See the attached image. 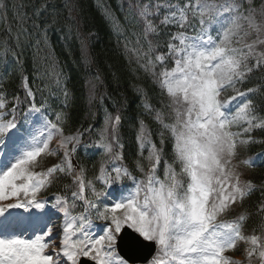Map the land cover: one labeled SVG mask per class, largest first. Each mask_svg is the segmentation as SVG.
Here are the masks:
<instances>
[{"label":"snow or ice","instance_id":"1","mask_svg":"<svg viewBox=\"0 0 264 264\" xmlns=\"http://www.w3.org/2000/svg\"><path fill=\"white\" fill-rule=\"evenodd\" d=\"M245 2L249 5L247 8H243ZM125 3L128 10L125 20L131 17L143 24L142 36L148 44L147 50L142 46L128 49L127 44L125 48L138 60L146 61L141 67L158 78L170 100L171 122H165L159 110L154 119L170 134L173 161H165L163 178L157 175L163 158L164 133H160V147H157L150 130L141 121L137 140L141 154L147 146L148 155L144 159L149 167L145 171L137 161L136 168L143 178L137 180L127 167L117 166L109 171L102 164L99 179L106 186L128 179L134 187L127 191L119 189L115 202L101 210L98 202L108 193L97 191L91 181L86 182L81 169L73 177L77 191L71 196L73 201H84V211L73 215L70 208L75 204L70 206L66 196L57 195L51 205L64 215L57 248L51 239L54 227L49 222L53 213L32 210L46 208V202L38 194L51 184L54 173L72 174L70 153L76 151L80 137L62 136L58 142L65 149L63 165L34 171L39 157L54 154L49 145L54 134L63 131L59 127L61 116L58 114L57 122L53 123L44 117V106L32 103L21 114L23 121L28 122L33 113L39 114L44 119L42 130H22L17 112L20 101L17 99V105L6 112L8 102L0 93V217L4 218L0 222L3 224L0 264H81L82 258L94 264H129L133 257L125 259L118 246L135 253L149 245L157 247V255L148 264H243L226 255L236 250L240 242L249 245L245 249L248 264H252L254 257L259 264H264V235L243 234L247 217L241 214L232 220L221 219L255 188L251 181H241L239 163L249 168L264 166V152L233 163L238 147L252 143V131L264 127V119L255 114L254 102L248 99L256 89L240 91L235 87L245 81L254 67L264 65V52L256 50L258 45H264V0L258 8L253 6L254 0H185L183 5L170 0H125ZM41 9L36 10L37 17ZM105 13L119 29L120 22L111 10L105 9ZM257 15L261 17L259 22ZM17 18L20 27L15 40L19 46L22 37L33 33L25 27L26 15L17 14ZM192 20H198V28L191 25ZM31 26L46 43L49 25L45 23L41 29V24L33 21ZM161 26H175L179 30L171 35L167 52L153 58L151 54L158 45L154 46L149 36L159 35ZM190 26L195 35L185 31ZM253 33L255 39L246 42ZM4 43L7 51V41ZM40 43L37 39V46ZM136 43L140 45L139 37ZM167 59L174 66L156 73L157 65H163ZM250 59L256 61L251 67ZM228 88L235 94L224 98L222 93ZM32 95L29 91L28 96ZM120 119L119 115L106 117L102 139L110 131L111 140L98 145L114 161L123 159L119 151H114L123 147L117 135ZM73 141L76 144L69 151L68 145ZM176 164L180 166L179 172ZM86 188L91 190L94 199L85 196ZM21 209L22 213L16 211ZM90 210H95L97 219L108 222L102 234L90 231ZM261 212L264 213V204ZM25 221L23 234L8 230L11 224ZM28 229L33 231L32 238H25Z\"/></svg>","mask_w":264,"mask_h":264},{"label":"trees","instance_id":"2","mask_svg":"<svg viewBox=\"0 0 264 264\" xmlns=\"http://www.w3.org/2000/svg\"><path fill=\"white\" fill-rule=\"evenodd\" d=\"M176 1L181 5L185 2ZM258 3L261 0H254L255 5ZM0 5V92L8 102L7 109L17 105L18 99L19 116L27 106L35 103L38 107L44 106L51 118L60 114L59 126L64 133L84 132L81 136L84 145L81 143L76 149L75 157L88 175L103 161L102 155L88 146L94 130L99 132L104 128L102 118L105 113L113 118L119 115L117 135L119 144L123 145L120 148L121 163L134 176L138 175L137 161L146 169L148 163L140 158L141 150L136 141L140 122L150 129L152 141L160 147L159 136L164 130L154 117L157 110L164 114V118L170 113L169 98L158 80L141 67L146 61L138 60L125 48V44L128 49L148 48L142 36L143 24L136 23L131 17L129 21L125 20L128 12L125 0H0ZM37 9H41L39 17L35 14ZM105 9H110L118 18L119 29L113 26ZM17 14L28 17L25 27L33 33L30 37H22L19 46L15 40L20 27ZM33 21L40 23L41 29L45 23L49 25L46 43L42 35L35 34L38 30L32 28ZM169 28L161 26L159 35L149 36L153 45H158L151 54L153 58L166 52ZM138 37L140 45L136 43ZM37 39L41 41L39 46ZM253 64L249 61L250 67ZM161 66L164 65H157L155 70ZM238 85L244 91L256 89L248 99L254 102L255 114L264 116V65L254 67ZM28 91L33 95L28 96ZM89 126L92 129L87 131ZM250 135L253 142L239 150L240 156L246 159L264 152V128L254 129ZM171 146L170 138L164 134L160 164L170 155ZM83 153L87 155L83 156ZM245 170L246 181H251L255 188L223 218L231 220L244 214L247 219L243 222V234L264 235V213L261 212L264 166L245 167ZM46 189L47 194L69 197L74 184L67 173L56 172ZM245 260L244 255L241 261ZM252 264L257 262L252 260Z\"/></svg>","mask_w":264,"mask_h":264},{"label":"rangeland","instance_id":"3","mask_svg":"<svg viewBox=\"0 0 264 264\" xmlns=\"http://www.w3.org/2000/svg\"><path fill=\"white\" fill-rule=\"evenodd\" d=\"M259 4L260 3L255 5L253 3V6L258 8ZM248 6H249L248 3L245 2L244 5H243V8H247ZM260 20H261V17L259 15H257V21L259 22ZM194 21H196L198 23V20H194ZM198 26H199V24H198ZM245 27H247L246 24H245ZM254 39H255V33H253L251 36H249L247 38L246 42H251ZM256 50H257V52H264V45H258ZM250 61H253L254 64L256 63L255 59H250ZM173 66H174V62H173ZM235 87L239 90V87L237 85ZM234 94L235 93H234L233 89L232 88H228L224 93H222V96L224 98H227L228 96H231V95H234ZM4 111H6V110H4ZM258 117L264 119V116H262V117L258 116ZM7 118H9V117H6V119ZM165 122H171V109H170V113H166ZM23 124L25 125L24 130H27V131H35L37 129L42 130V126L44 124V119L39 114L33 113L31 116H29L28 122L25 123L23 121ZM105 124H106V122H105ZM244 126H246V125H244ZM146 128L149 129L148 127H146ZM262 128H264V127H262ZM163 130L165 132V136L169 137L170 141H171V144H173V141H172V139L170 137V134L165 129H163ZM233 130L234 131H238L239 129H233ZM103 133H104V131H103ZM62 136L63 137L79 136V133L74 132L72 134H67V135L66 134L64 135L62 133L54 134L53 139H52V141H51V143L49 145L50 149L54 150V154H51V155L43 154L41 157H39L38 161H37V164H36L35 168L33 169L34 171H37V172L46 171L49 167H52L53 165H57V164L63 165L65 163V161H64V151H65V149L59 147V144H58V142L61 140ZM159 137H161V136H159ZM108 140H111L110 131H109V133H107V136L104 135V139L98 138L96 140H93L92 141L93 142V146L95 148H100L98 145L103 144V143L107 142ZM73 144H76V141H73L72 144L68 145L69 151L71 150ZM138 147H139V150H141L139 142H138ZM239 150H240V147H238V149H237V156L235 157L233 163H238V162L243 161L244 159H246V158L240 156ZM114 151H119L120 152V148H118V147L114 148ZM170 153H171V156H169L170 158L165 160L168 163H172V161H173L172 149H171ZM70 155L72 156V153H70ZM147 155H148V150H147V146H146L144 148V150H143V154L140 155V158L143 157V160L148 162L146 159H144L145 157H147ZM106 156H107V161L111 164L110 171H111V169L113 167L123 166L121 161H114L110 154H106ZM0 159H2V154H1ZM165 161L162 163V166L160 168L159 173L157 172V175H159L161 178H163V174H164ZM104 165H106V164H104ZM148 167H149V165H148ZM148 167L145 169V171H147ZM245 167H247V166L242 164V163H239V166H238V169H237L241 173V177L240 178H241L242 182H246V170H245ZM100 168H101V165L99 166V168L96 171L98 173L99 177H100ZM175 168H176L177 172H179V169H180L179 164H176ZM79 172H80V170H77V169L73 168V171H72V174H71L72 179ZM97 173H95V171H94V175L95 176H97ZM138 173L140 174L141 177L138 178L137 180L142 179L143 178V174L139 170H138ZM83 176H84V174H83ZM88 181H91L93 183V181L91 179H89ZM124 182H128L127 184L129 185L128 187L123 188V189H125V191L130 190L131 188L134 187V184H133V182L131 180L125 179ZM43 191H44V189L38 194V198L41 199L42 201L46 202V208L45 209H33L32 211L40 213V214H43L45 212L53 213L50 216V220H49L51 225L54 227V232L52 233L51 239L55 241L56 246L58 248L59 247V240H60V237L62 235V227H63V223H64V215H63L62 212H59L57 209H54V208L51 207V205L55 201V197H52V198L42 197L41 193ZM75 191H77V185H76ZM111 191H113L112 187L110 188L109 192H111ZM106 192L108 193V190ZM113 192L111 193V195H110V197L108 199H103V201H101V203L99 204V207H100L101 210L104 208L105 205H110L111 203L115 202V199L118 198L119 192H117V193H113ZM80 202L84 203V201L79 200V199H76L75 201H73V203H75L76 205L78 203H80ZM16 211L21 212V213L23 212L22 209L21 210H16ZM24 215L27 216L26 213ZM90 218H91V221H92L91 225L89 226L90 231H92L94 234H102V229H103V227H105L107 225L108 222L97 219L95 210H90ZM3 219H4L3 217H0V222H2ZM221 219H224V218L221 217ZM2 230H3V224L0 223V231H2ZM47 239L48 238H46V241H47ZM247 247H249V245L245 244L244 242H240L238 244L236 250L227 252L226 255L232 257L235 260H240L243 257V255H245V249ZM235 251H237L238 253H236ZM156 255H157V247H156V251H155L153 256H156ZM253 260L258 262V259L255 258V257L253 258ZM245 264H248V262L245 261Z\"/></svg>","mask_w":264,"mask_h":264},{"label":"water","instance_id":"4","mask_svg":"<svg viewBox=\"0 0 264 264\" xmlns=\"http://www.w3.org/2000/svg\"><path fill=\"white\" fill-rule=\"evenodd\" d=\"M127 231L132 232L131 229H128ZM118 251L122 256L125 257V259H128L129 256H132L133 258L129 261L131 263H136V262L143 263L152 255L154 251V245L146 246L135 253L129 252V250L126 247L118 246ZM81 264H94V263L84 259L81 261Z\"/></svg>","mask_w":264,"mask_h":264}]
</instances>
